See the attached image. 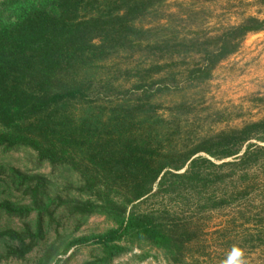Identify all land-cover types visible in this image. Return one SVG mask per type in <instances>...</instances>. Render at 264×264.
Here are the masks:
<instances>
[{
	"label": "trees",
	"instance_id": "1",
	"mask_svg": "<svg viewBox=\"0 0 264 264\" xmlns=\"http://www.w3.org/2000/svg\"><path fill=\"white\" fill-rule=\"evenodd\" d=\"M167 2L1 0L0 151L29 148L40 165L66 168L79 184L69 190L76 198L53 199L47 175L0 165L13 190L0 214L23 223L0 231V264L37 254L49 229L62 225L61 208L115 224L94 237L101 252L84 264H111L141 242L170 264H211L203 214L235 211L244 226H264V117L194 131L201 91L249 35L264 31V18L184 31ZM58 251L53 243L31 264H52Z\"/></svg>",
	"mask_w": 264,
	"mask_h": 264
},
{
	"label": "rangeland",
	"instance_id": "2",
	"mask_svg": "<svg viewBox=\"0 0 264 264\" xmlns=\"http://www.w3.org/2000/svg\"><path fill=\"white\" fill-rule=\"evenodd\" d=\"M164 9L173 14L172 21L181 25L180 29L184 31L200 26L203 30L218 32L239 24L248 16L264 18V5L258 0H168ZM125 60L124 57L117 58L116 63L124 65ZM201 92L204 99L199 108L204 109V112L202 120L196 121L195 132L212 134L263 118L264 31L249 35L240 51L217 67L213 79ZM217 117H223L224 121L214 123ZM0 165L14 167L29 174L47 175L53 199L58 196L65 199L77 197L75 192L69 190L71 185L79 184L78 175L66 168L53 170L48 164L40 165L36 153L29 148L0 151ZM8 184L7 180L0 178V200L12 195L13 190ZM12 198L17 199L19 195L14 193ZM185 199V209L193 211V200ZM185 203L189 205L186 206ZM250 209L253 214L248 211L247 217L255 221L258 212L254 207ZM60 213L64 215L62 225L56 227L58 232L54 226L49 229L47 239L37 254H33L26 263L9 264H31L36 255L53 243L59 247V251L52 264H84L98 256L101 248L93 239L113 228L114 222L101 214L68 217L63 208L57 215ZM201 218L203 224L206 223L203 243L206 245V259L211 264H264V244L255 247L258 237L264 240V226L249 225V230L242 223V214L235 211L211 216L203 214ZM35 219L36 215L33 214L29 221L35 222ZM22 224L17 218L0 214V231L7 228L19 229ZM250 232L254 233V238H250ZM129 247V252L111 264H170L164 251L148 242Z\"/></svg>",
	"mask_w": 264,
	"mask_h": 264
}]
</instances>
